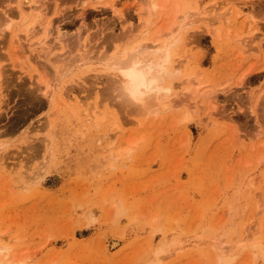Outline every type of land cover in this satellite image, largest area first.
Segmentation results:
<instances>
[{"label": "rangeland", "instance_id": "374dc122", "mask_svg": "<svg viewBox=\"0 0 264 264\" xmlns=\"http://www.w3.org/2000/svg\"><path fill=\"white\" fill-rule=\"evenodd\" d=\"M33 1L0 0V264H264V0H155L148 37L149 0ZM172 15L171 105L130 110L101 59Z\"/></svg>", "mask_w": 264, "mask_h": 264}, {"label": "bare ground", "instance_id": "6f19581e", "mask_svg": "<svg viewBox=\"0 0 264 264\" xmlns=\"http://www.w3.org/2000/svg\"><path fill=\"white\" fill-rule=\"evenodd\" d=\"M23 1V5H29L32 8V4H34L33 0ZM156 7L157 4L155 0H149V5L146 9L147 19L141 22V26L143 27L141 33L146 37L152 34V28L158 23L154 22V19L152 20L153 12L155 11ZM9 15L11 14L9 13L5 17H0V37H2L3 39L7 31L10 30V21L12 20V16L10 17ZM41 18L42 15L40 13V10H35L34 7L33 9H31L30 13L22 15L23 20L29 21V25L22 32L27 35L30 34L33 29H36L34 24H37ZM157 19L159 18L157 17ZM176 19L175 15H172L171 24H168L157 30V33L155 34H157L158 38L152 37V34L149 41L137 43L134 47L126 50L123 54H118L116 50L113 55H105L102 57L101 60L105 61L106 63L111 61L110 70L114 73L112 77L107 78L106 76V79H108V81L106 80L108 87L107 89L112 93H117V96L121 98L122 103H125L130 110L140 111L141 109L146 107L147 111H158L156 109L168 108L171 105L167 97L164 96V91L166 88L163 85V81L167 66L170 63L169 49L171 48L172 43H169V40L174 38L173 36L175 31L173 29L176 25ZM252 23L253 22L249 23V28L251 27ZM154 28H156V26ZM178 29H180V27ZM46 31L47 28L45 29L44 35H46ZM126 35H128V32H125L123 33V35L118 36L116 40L125 39ZM161 36H164L167 39L166 41H164V44L162 43L163 41L161 40V38H159ZM43 41L44 39H42L40 43L43 44ZM14 42H17V40ZM173 43H176V41H174ZM82 62H85L84 58L82 57L77 59V61L73 60L70 64L66 65L67 67H63V69L66 68V70L64 69L63 73H61L63 70L61 67H59L62 69H60L61 72H58L62 75L65 74L70 76L72 75V73H74L73 69L78 67V65L76 64ZM62 75H58V81L61 80ZM55 85L56 84L51 85L45 83L43 94L45 97H48V99L51 96L50 100H53V96L55 94ZM36 87V89H40L41 91V87L39 88V84ZM65 96H68V94H65ZM98 117L99 116L95 117L97 121ZM4 149L5 145L0 142V151ZM4 162H2L0 159V165H4ZM218 262L219 264H229L223 257H221Z\"/></svg>", "mask_w": 264, "mask_h": 264}]
</instances>
